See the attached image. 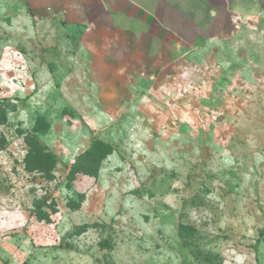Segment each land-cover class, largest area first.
Listing matches in <instances>:
<instances>
[{"label": "rangeland", "instance_id": "374dc122", "mask_svg": "<svg viewBox=\"0 0 264 264\" xmlns=\"http://www.w3.org/2000/svg\"><path fill=\"white\" fill-rule=\"evenodd\" d=\"M169 1L0 0V264H264V0Z\"/></svg>", "mask_w": 264, "mask_h": 264}, {"label": "crops", "instance_id": "0c3cea01", "mask_svg": "<svg viewBox=\"0 0 264 264\" xmlns=\"http://www.w3.org/2000/svg\"><path fill=\"white\" fill-rule=\"evenodd\" d=\"M142 1L143 0H54V5L59 11V13L61 12H66L68 14L72 13L71 11L74 12L73 10V7H74L75 11L79 13L78 18L80 20L81 19L88 20L89 17L91 18V15L95 16V18H98V16H100L102 20H106L109 22L111 26H114V23L111 20V18L119 17L120 13H122L126 8H133V10H136L138 13L142 11L144 12L145 9L141 5ZM71 5L73 6L70 7ZM156 5L158 7H162L163 9H166V6L170 7L171 9L169 10L171 11H174L175 9V12L180 14V17H181L180 24L182 26H185V24L189 25V23L191 22L188 19L190 18L188 13L192 10L193 5L191 4L190 6L189 1H188V4H186L187 5L186 12L179 10L178 8L177 9L174 8V6L176 5L174 4V2H171L169 0H158V2L155 3V6ZM100 9H101V14L96 16V11H99ZM114 15H117V16H114ZM183 21L186 23L183 24Z\"/></svg>", "mask_w": 264, "mask_h": 264}, {"label": "trees", "instance_id": "16d2710c", "mask_svg": "<svg viewBox=\"0 0 264 264\" xmlns=\"http://www.w3.org/2000/svg\"><path fill=\"white\" fill-rule=\"evenodd\" d=\"M34 151L32 152V161L31 163H36L39 165V167L43 164H45V160L43 158L42 150L40 149L39 145L37 143H34Z\"/></svg>", "mask_w": 264, "mask_h": 264}]
</instances>
